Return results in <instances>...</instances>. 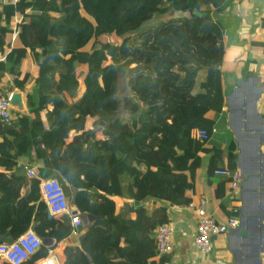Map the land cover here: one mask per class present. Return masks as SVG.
<instances>
[{"label":"trees","instance_id":"trees-1","mask_svg":"<svg viewBox=\"0 0 264 264\" xmlns=\"http://www.w3.org/2000/svg\"><path fill=\"white\" fill-rule=\"evenodd\" d=\"M233 1L0 0V55H6L0 95L27 84L25 55L38 66L27 96L30 115L17 113L0 125V233L11 228L13 240L33 229L57 244L72 234L70 224L48 211L40 191L41 181L57 171L75 190L78 210L95 216L80 236L81 246L65 247L66 264H91L89 255L93 264L169 261L171 255L155 260L152 234L170 221L169 206L192 201L188 191L196 187L203 158L209 156L207 182L221 202L238 174L233 138L226 148L208 146L219 126L212 114L223 116L222 122L226 114L227 30L217 15ZM168 2L187 16L124 36L166 12ZM17 15L23 19L14 24ZM62 27L65 36L52 34ZM107 34L112 40L100 44L102 53L95 45ZM253 45L264 50L262 41ZM133 95L150 107L138 116ZM200 128L208 140L193 136ZM30 149L40 174L16 175L17 161ZM224 168L231 174L216 173ZM27 185L31 190L23 195ZM115 197L134 201L136 208L121 214ZM148 198L157 203L152 211L143 204ZM239 212L240 202L228 216ZM48 252L42 245L23 264H36Z\"/></svg>","mask_w":264,"mask_h":264},{"label":"crops","instance_id":"crops-1","mask_svg":"<svg viewBox=\"0 0 264 264\" xmlns=\"http://www.w3.org/2000/svg\"><path fill=\"white\" fill-rule=\"evenodd\" d=\"M7 1L12 3L14 2V0H7ZM19 17L22 16L17 15L14 18V24L15 23L17 24L16 19ZM217 18L223 23V25L227 30L225 37L227 55L225 57V62L222 67V72H223V88L226 92H230L232 88L235 86L236 84L235 81L239 76V74L241 73L243 74L244 62H252L257 56H264L263 48L253 45V42L255 40L262 41L264 44V0H234L228 11H226L224 14L217 15ZM4 21H5L4 16H1L0 23L2 24ZM67 33H68V29L65 27H62L58 30H54L52 32V34L55 36L58 35L65 36ZM13 45H15L16 47L22 46L18 43H15ZM37 68L38 66L34 64L32 59L31 60L26 59L24 62L22 61L21 70L25 73L30 74L29 80L25 85V87L23 88L26 92V96L32 93L35 88V74L37 72ZM261 70L264 72V66H262ZM8 78L9 77L7 76L5 80H8ZM243 85L247 86V84H243ZM238 86H240L241 88L240 87L237 88L229 98L232 107L239 105L238 103L239 98L241 97L242 94H245V89L242 88L244 86H242L241 81L240 82L238 81ZM239 91L241 92V94H238L236 96L235 98L236 101L235 103H233L231 97L236 92ZM252 92L253 90L250 91V97H249L250 102L252 101V97H253ZM226 109L227 107L224 108L225 112ZM215 114L216 113H213L212 116L220 124L222 117L220 115L217 117L215 116ZM227 120H229L228 114H227ZM232 122L236 127L237 126L236 118L234 114H232ZM229 128L231 129L230 120H229ZM220 132L223 133V131L220 130L217 134L219 135ZM239 138L242 143L243 152H244L243 160H241L242 167L244 169H249L251 167H254L256 162H253L251 159L247 161L248 157L251 156V154L253 153L251 144L254 142V140L252 139L249 142L250 143L249 144L248 142H246L243 135H239ZM208 146L221 147L217 142L216 144L210 143L208 144ZM32 154L33 152L30 149L29 151L24 153L23 156L19 158V160L17 161V165L15 167L16 175L19 176L24 175L25 177H27L26 175L28 168H34L37 171V175L40 174L38 168L39 165L41 164L37 162L36 159H33ZM208 162H209V156H205L203 158L202 166L198 170L196 187L189 189L188 195L192 198L191 199L192 201H197L200 198H204L207 202L208 211L211 214H213L215 218H217L219 221L224 222L229 218L228 211L234 209L236 205H238V202H240V200L234 199L230 203H226V197L229 195V193L232 190L224 197V199L222 200L223 202L215 198L214 196L215 186L214 187L210 186L207 182L206 171H207ZM238 172L240 175L241 171L238 170ZM53 176H58L62 180L61 175L57 171H54ZM27 183L29 184L28 180ZM30 190H31L30 186L27 185L23 187L22 194L26 195L27 193L30 192ZM247 199L249 200L250 198L247 197ZM115 200L118 203V208L121 214L128 212L130 206H132V208L134 209L136 208L137 205V203H135L134 201L124 200L118 197H115ZM143 204L148 208L149 211H152L157 206V203L154 202L152 198H148L147 200H145V202H143ZM71 206L73 207L76 206L74 203V197ZM240 210H241V202H240ZM249 211L250 210H247L246 213L248 214ZM168 215L170 218V222L173 223L175 228V233H174L175 249L173 253L170 254L171 257L169 261H167L166 263H158V264H212L209 261V256L211 255L212 252L209 254H201L197 250L194 243V235L197 230V219L195 212L187 208L185 205L169 206ZM59 218L63 222L70 224L69 215L65 214L63 216H59ZM253 222L256 224L255 220H253ZM250 228L252 230L254 228L256 229V227H253V225H250ZM87 229H88L87 225L83 224L82 227L79 229L78 235L71 234L69 237L60 241L55 248L54 247L49 248V250H52L55 256L57 257V261L59 262V264H66L65 263L66 255L64 253L65 247L81 246L80 236L82 233L86 232ZM10 230L11 228H8L7 234L0 233V242L9 240L8 235ZM130 238H137V235H131ZM229 241L231 243L232 241L236 243V239L233 238V235L231 234H229L228 236L221 235L215 240V250L213 251H215L216 257L226 258L229 256L227 251H225V247L229 243ZM241 241L242 239H240L239 243L237 244L238 245L237 247L239 248H241ZM252 242H255V240ZM161 256L162 255H158L155 258V260H158ZM89 261L91 264H93L92 257L90 255H89Z\"/></svg>","mask_w":264,"mask_h":264},{"label":"water","instance_id":"water-1","mask_svg":"<svg viewBox=\"0 0 264 264\" xmlns=\"http://www.w3.org/2000/svg\"><path fill=\"white\" fill-rule=\"evenodd\" d=\"M168 4L169 9L166 12L157 15L153 20L143 23L138 28L127 32L124 36L135 35L146 28L161 22H167L170 19L187 16L188 13L186 11L177 10L174 7L173 2H168ZM107 35L111 38V35ZM252 62L256 63L257 76L249 77L248 80H245L241 73L237 77L235 81L236 84L232 90L230 92L224 90L225 107H227L226 111L230 120L231 129L235 134L236 143L238 144L239 153L237 156V168L241 171L237 186L226 197V203H230L234 199L240 200L241 210L238 214V226L234 229H229L225 234L226 236L231 234L233 235V238L236 239V243L233 241L231 243L229 241L225 247V251H227L229 255L228 257L222 258L215 256V251L213 250H215V240L219 236L212 237L213 249L209 256V261L212 264H264V106L260 105L264 96V80L260 76L261 68L264 66V56H257ZM238 81L242 82V86H244L243 84H247V86L242 87L245 89V94L248 92L246 91L247 87L249 89V94L250 91L253 90V97L250 106L254 121V127L252 128H248L249 124L248 121H246V117L243 122L236 127L232 122L233 110H231L232 106L229 98L231 94L240 87L238 86ZM257 81L261 83L256 86ZM132 100L139 106L138 111L136 112L137 116L150 108L143 101L139 100L136 95L132 96ZM243 102L246 105V99ZM11 110L14 114L19 113L22 115H30L27 105V96L24 89H16L12 93ZM243 134L245 136L250 134L251 140H254L251 144L253 153L251 156H247V161L251 159L253 162H256V164L249 169H244L241 163V160H243V147L239 135ZM247 197L250 199L248 200ZM132 209V206H130L128 211H132ZM247 210H250L248 214L246 213ZM93 217L95 216L91 214H81V219L84 225H88ZM253 220H255L256 224ZM250 225L256 227V229L254 228L255 231L250 228ZM240 239H242L241 248L237 247ZM9 240H11V238H9ZM254 240L255 242H252ZM42 241L43 245L47 248H52L57 244V239L52 237H45Z\"/></svg>","mask_w":264,"mask_h":264},{"label":"built area","instance_id":"built-area-1","mask_svg":"<svg viewBox=\"0 0 264 264\" xmlns=\"http://www.w3.org/2000/svg\"><path fill=\"white\" fill-rule=\"evenodd\" d=\"M14 0L13 3H16ZM29 11V10H28ZM23 19L19 17L16 22L19 23ZM20 29H16L12 33V42L14 43ZM6 60V55H0V61ZM9 77V76H8ZM12 82V77L8 78ZM14 91L0 95V125L10 124L16 117L11 110V96ZM220 131L218 126H214L212 130L213 136ZM193 136L198 140L205 141L210 138L206 129L193 130ZM217 174L230 175V171L226 168L216 170ZM28 178L37 176V171L34 168L27 169ZM239 172L230 183L231 190L237 186L239 179ZM40 191L42 199L45 201L48 211L55 216H63L65 214L70 216V225L72 226V234L78 235L79 229L83 222L81 219V212L75 206H71L69 196L61 181L56 177L44 178L40 184ZM187 208L193 210L197 219V230L194 235V243L201 254H209L213 249L212 237L225 235L229 229H234L238 226L239 215L229 217L226 221H219L207 209V202L204 198L197 201H191L185 205ZM175 228L172 222H166L159 225L153 232L152 237L156 241L159 255H170L175 249L174 240ZM43 239L33 230L28 229L20 234L16 239L6 240L0 242V264H23L25 261L32 258L33 255L43 245ZM36 264H59L57 257L52 250H49L48 255L37 260Z\"/></svg>","mask_w":264,"mask_h":264},{"label":"rangeland","instance_id":"rangeland-1","mask_svg":"<svg viewBox=\"0 0 264 264\" xmlns=\"http://www.w3.org/2000/svg\"><path fill=\"white\" fill-rule=\"evenodd\" d=\"M5 19V18H4ZM112 40V38H109L108 35H102L98 38L97 40V43L95 45L96 49H98L100 52L104 53L101 49H100V44L102 42H107L109 40ZM118 41H121V39ZM87 49H90V48H87ZM24 60H22L23 62L26 60V59H30V57L27 55H25L24 57ZM108 61H116V58H113V59H109ZM36 65V64H35ZM244 70H243V74H242V77L245 79V80H248L249 77H254V76H257V72H256V64L254 62H244ZM262 69V68H261ZM260 76L261 78L264 80V72L261 70L260 71ZM241 77V78H242ZM259 83L261 82H256V86L259 85ZM251 90V89H250ZM246 94H242L241 97L239 98V105L237 106H233L232 107V114L235 115V118H236V125L238 126L240 123L243 122L244 118L246 117V121H248V128H252L254 127V121H253V118H252V113H251V110H250V106H251V102L249 100V97H250V94H249V89L248 87L246 88ZM238 94L235 93L231 100L233 101V103H235L236 101V96ZM246 99V105L243 101H245ZM260 105L264 106V96L261 100V103ZM215 116H219V114H215ZM221 116V115H220ZM223 120V116L221 118V123L219 124V128L221 131H223V133H219V135L217 134L216 136H214L210 142H208V144H216V142L219 144V146H221L222 148H226L230 142V140L233 138L236 142V139H235V135L233 134L232 130L229 128V120H227V111H226V114H225V117H224V121L222 122ZM250 120V122H249ZM229 130V131H228ZM242 130V129H241ZM243 133V132H242ZM243 137L245 138L246 142H250L251 140V135L250 134H247L246 136L243 134ZM215 138V139H214ZM250 144V143H249ZM242 151V150H241ZM236 153L238 155L239 151H238V144H237V150H236ZM244 152L242 151V156H243ZM39 169V168H38ZM40 172V171H39ZM55 177H58V176H55ZM62 177V176H61ZM59 178V177H58ZM59 180H61L59 178ZM63 180V181H62ZM62 180H61V183L65 186V189L67 191V195L69 196V202L72 204V201H73V197L75 195V190L72 189L68 184L67 182L64 180V178L62 177ZM236 201V200H235ZM234 201V202H235Z\"/></svg>","mask_w":264,"mask_h":264},{"label":"bare ground","instance_id":"bare-ground-1","mask_svg":"<svg viewBox=\"0 0 264 264\" xmlns=\"http://www.w3.org/2000/svg\"><path fill=\"white\" fill-rule=\"evenodd\" d=\"M240 91H241V90H240ZM240 91H239V92H236V93H237V94H241V92H240ZM231 98H232V97H231Z\"/></svg>","mask_w":264,"mask_h":264}]
</instances>
